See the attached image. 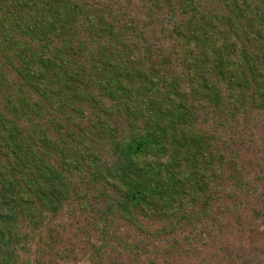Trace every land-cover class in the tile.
Instances as JSON below:
<instances>
[{
    "label": "trees",
    "instance_id": "1",
    "mask_svg": "<svg viewBox=\"0 0 264 264\" xmlns=\"http://www.w3.org/2000/svg\"><path fill=\"white\" fill-rule=\"evenodd\" d=\"M0 101V264L264 256V0H0Z\"/></svg>",
    "mask_w": 264,
    "mask_h": 264
},
{
    "label": "rangeland",
    "instance_id": "2",
    "mask_svg": "<svg viewBox=\"0 0 264 264\" xmlns=\"http://www.w3.org/2000/svg\"><path fill=\"white\" fill-rule=\"evenodd\" d=\"M13 78H14L16 86L21 83L20 75L15 74ZM3 106H4L3 101H0V108H2ZM66 113H69L68 109L66 110ZM262 125H264V121H262L261 126ZM248 167H247V170H248ZM248 186L249 185H247V187ZM263 244H264V236L259 232V235L257 236V238H255L254 248L252 249L255 251V255L252 256L253 258L256 257L259 247ZM206 247L210 248L206 251L207 253L199 251L198 253L195 254L197 255L195 256V258L191 257L187 259L185 257H181L174 262L158 260L154 264H227V263L235 264L236 263V262H229V261L224 260V253L220 251L223 249V246H218L217 248H214V247L212 248L211 246H206ZM235 254H240V256H242L243 253H235ZM114 256H115L114 252H109V253L103 254L101 256V259L97 261H92V260H89L88 258H85L83 262H80L79 264H114L113 262ZM259 256H260V261L258 264H264V256L263 255H259ZM120 263L121 262L118 261L117 264H120Z\"/></svg>",
    "mask_w": 264,
    "mask_h": 264
}]
</instances>
